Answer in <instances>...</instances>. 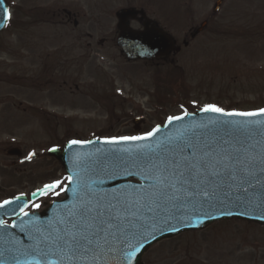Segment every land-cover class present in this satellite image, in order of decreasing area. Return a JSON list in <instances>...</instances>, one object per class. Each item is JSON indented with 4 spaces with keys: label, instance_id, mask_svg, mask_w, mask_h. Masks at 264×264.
Segmentation results:
<instances>
[{
    "label": "rangeland",
    "instance_id": "rangeland-1",
    "mask_svg": "<svg viewBox=\"0 0 264 264\" xmlns=\"http://www.w3.org/2000/svg\"><path fill=\"white\" fill-rule=\"evenodd\" d=\"M215 1L7 0L9 19L0 32V198L60 180L42 200L50 199L61 195L60 186L66 181L64 169L52 158L45 162L48 175L31 173L25 162L18 164L21 171H14L11 161L17 156L7 154V143L25 141L35 147L50 133L58 134L60 142L70 136L130 135L206 104L222 109L264 106V0H222L212 12ZM127 5H144L179 43L201 20L208 18V25L188 46L170 54L171 60H128L115 41V11ZM62 7L77 11V25L59 21L62 14L57 11ZM46 8L45 15H39L43 21L27 23L29 10L41 13ZM16 21L26 27L14 29ZM104 36L107 40L100 43ZM57 43L65 49L59 64L57 58L44 59L47 50L54 54ZM35 48L44 53L32 54ZM29 104L36 106L35 113ZM40 107L58 111L54 133L49 130L52 124L45 125L36 115L42 114ZM134 116L144 118L139 129L134 128ZM31 129L37 132L34 136ZM34 160L31 166H40V159ZM142 260L143 264H264V224L218 220L157 241Z\"/></svg>",
    "mask_w": 264,
    "mask_h": 264
},
{
    "label": "water",
    "instance_id": "water-1",
    "mask_svg": "<svg viewBox=\"0 0 264 264\" xmlns=\"http://www.w3.org/2000/svg\"><path fill=\"white\" fill-rule=\"evenodd\" d=\"M220 1H216L214 10L219 7ZM137 12L134 7L117 11L120 28L117 40L128 57H152L167 53L174 47L171 36L157 26L145 23L142 29L131 28L126 23L127 18ZM6 17V2L0 0V29ZM204 24L205 21L193 35ZM201 109L174 115L180 116L179 120L169 122L166 119L163 124L154 126H159L158 131L145 140L107 143L104 137H94L71 140L87 143L73 144L68 141L62 149L55 151L73 180L68 181L63 198L54 200L40 212H27V216L21 213L26 203L22 195L8 199L10 203L6 205L0 203V221L4 215L16 216L10 225L0 224V264H129L126 253L133 249L126 246L119 233L109 235L107 243L101 239L99 247L93 246L88 251L71 248L58 239L67 238L65 232L72 231L68 223L72 219L69 214L84 205L100 203L106 214L110 212L113 216L124 213L125 209L136 212V216H124L123 219L139 220L155 235V239L148 235L143 241L144 246L131 258V264H141L144 251L155 241L184 229L200 228L214 220L231 217L264 222V165L260 162L264 159V114H226L256 112L260 108L224 110V113ZM134 120L139 121L138 118ZM182 139L210 143L222 149V155L230 154L243 161L254 162L252 174L247 177L251 186L245 185V192L239 187V181L229 179L232 168L237 167L232 165L214 179L207 197L185 196L181 192L174 200L131 203L133 198L138 197L129 186H137V191L141 184L146 188L152 181L145 180L144 176L148 175L152 165L170 155ZM177 187H180L179 183ZM184 187L191 192L198 190L191 184ZM43 189L38 193H43ZM125 197H128L127 201ZM109 205L112 207L109 208ZM164 220H167V225L161 223ZM154 223L155 229L152 227ZM101 236L104 234L101 233ZM131 243L135 245L137 241L131 240Z\"/></svg>",
    "mask_w": 264,
    "mask_h": 264
},
{
    "label": "snow or ice",
    "instance_id": "snow-or-ice-1",
    "mask_svg": "<svg viewBox=\"0 0 264 264\" xmlns=\"http://www.w3.org/2000/svg\"><path fill=\"white\" fill-rule=\"evenodd\" d=\"M202 111H214L224 113V109L216 107L215 105L206 104L201 109ZM187 114V113H185ZM227 115H240V116H255L258 114H264V108L258 109L256 112H230ZM181 119L180 116H170L168 121ZM159 126L153 128L152 131L145 133L143 136H118L106 138L107 143H116L119 141H136L145 140L152 137L155 132L158 131ZM69 143H87V141H70ZM168 152L167 149H165ZM222 149L210 143H201L192 139L181 140V142L172 150L170 155H166L159 161L158 164H153L148 175L144 176L145 180H151L145 188L143 184L139 185V191L137 186H129L133 189V192L138 199L133 198L131 203L139 204L141 202L146 204L156 203L157 201L164 199H178L181 192L185 196H209L208 188H210L215 178H219L221 173L225 169L237 165L232 168L229 174V179L232 181H239V187L243 188L246 192L247 188L245 185H250L247 177L252 174L251 168L254 162L243 161L238 156L222 155ZM33 153H29L31 157ZM230 161L231 163H228ZM261 164L264 165V159ZM67 180L71 182L72 176H68ZM198 180V182H197ZM177 183L180 187H177ZM61 184L60 180H54L50 184H45L43 191L49 189H55ZM191 184L195 189V192L188 191L184 185ZM64 191V188L60 189ZM37 191H42L38 189ZM171 192V195H169ZM59 195L58 192L54 193ZM126 201L128 197H125ZM3 204H8L10 201L5 200ZM157 206H159L157 204ZM33 207H39L38 204ZM109 208L112 206L109 205ZM151 211V207L148 209ZM25 216L27 212L23 213ZM72 219L68 221L71 224L72 231H66L64 237H58L63 240L65 245L71 248L83 249L85 251L90 250L93 246L99 247V241L101 239L107 243V237L109 235L115 236L119 233L122 237V241L132 251L126 253V259L131 264V258L135 256L137 252L144 246L143 241H146L148 235H152V239H155V235L149 232L144 224L136 221H126L123 219L124 216H136V212H129L125 209L124 213L118 214L117 216L111 215L110 212L106 214L105 208L97 203L95 206L84 205L80 207L74 213L69 214ZM78 217V219H77ZM161 223L167 225V220L161 221ZM3 224V221H0ZM155 229V223L152 225ZM114 230V231H109ZM101 233L104 236H101ZM131 240H136L137 243L134 245Z\"/></svg>",
    "mask_w": 264,
    "mask_h": 264
},
{
    "label": "flooded vegetation",
    "instance_id": "flooded-vegetation-1",
    "mask_svg": "<svg viewBox=\"0 0 264 264\" xmlns=\"http://www.w3.org/2000/svg\"><path fill=\"white\" fill-rule=\"evenodd\" d=\"M57 12H60L62 14V15L59 16V17H61V19L59 21L62 22V23H68L71 19H73L72 21H74V19L76 17V13H77V11H71L69 9H66L65 7H62L61 10H59ZM38 15L39 14H36L34 16L32 15V17L30 19V22L31 23H36L39 20L43 21V18L41 16H40V18H38L39 17ZM129 22L132 23L133 25L134 24H137V25L140 24L141 26H143L144 22H147L148 25H152V24L160 25L159 21L148 10L146 12V15H135V17L131 18L129 20ZM160 26L163 27L164 29L166 28L163 25H160ZM88 35L91 37V34L88 33ZM106 40H107L106 36L100 37L98 39V41L100 43H104ZM32 51H33V52H31L32 54H39V56L44 53V51L39 49V48H35ZM50 52H51V50H47V52H45L44 59L48 60V59L57 58V63L59 64L60 61L62 60V58L64 57L65 49H64V47L61 48V45L57 43V45L55 47H53V53L55 54V56H54V54L50 55ZM162 58L163 59H170V60L172 59L168 55L165 56V57H162ZM42 63L45 66L44 61ZM56 68H57V66H56ZM42 75L44 76L43 72H42ZM46 81H48V80H46ZM31 85H32V83H30V86ZM41 85H42V83H41ZM35 87L38 88L39 86L35 85ZM27 107H29V108L32 107V109L30 111L35 112V107H36L35 105L29 104ZM40 109L42 111L44 119H48V117L46 116V113H49V110L45 109L43 107H40ZM49 138H50V140H56V141L59 140L58 134L57 135L56 134H50L44 140H41L40 142H36L37 144L34 145L35 147H28V142H25V141L24 142L20 141L21 142L20 143L21 146L19 144H17L18 148H17V150H15L16 152H18L17 153V156H18L17 160H19V163L25 162L24 166H26L27 164H28V166L30 165L31 173L33 172L34 174H36V173H41L42 174V173H45V172H47L49 170V168H47V165L45 166L46 160H48V159L50 160V156H53V155L48 153V148L49 147H48V145H46L47 144V140ZM55 145H57V144H55ZM10 147H12V146H9L8 148H10ZM32 148H35L37 151L32 150ZM7 149H6V151H7ZM29 153H33L32 156H40V160H38V163H40V166H37V167L31 166L32 162H36V160L31 161V159L29 160V158L24 157V156H29ZM36 158H39V157H36ZM53 159H56V158L53 157ZM13 163H17L16 160H13ZM17 170L21 171L22 170L21 166L17 165ZM38 205H39V207L37 208V207H33L32 203H30L29 206H28V209L29 210H38V209H40L43 206V203L38 204Z\"/></svg>",
    "mask_w": 264,
    "mask_h": 264
}]
</instances>
